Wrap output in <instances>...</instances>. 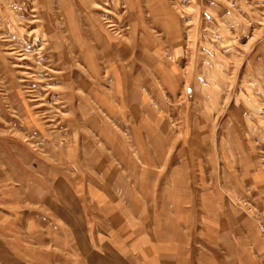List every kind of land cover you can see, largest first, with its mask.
<instances>
[{
	"label": "rangeland",
	"instance_id": "rangeland-1",
	"mask_svg": "<svg viewBox=\"0 0 264 264\" xmlns=\"http://www.w3.org/2000/svg\"><path fill=\"white\" fill-rule=\"evenodd\" d=\"M209 183L264 247V0H0V264H202Z\"/></svg>",
	"mask_w": 264,
	"mask_h": 264
},
{
	"label": "crops",
	"instance_id": "crops-1",
	"mask_svg": "<svg viewBox=\"0 0 264 264\" xmlns=\"http://www.w3.org/2000/svg\"><path fill=\"white\" fill-rule=\"evenodd\" d=\"M143 118L138 116V121L142 125L145 124V119ZM154 119V116L151 117L148 115V120L150 122L154 121ZM150 122H148V124ZM188 182L189 181L187 180L186 173H184L182 166H176V170L174 172L172 171L171 177L165 180V184L162 186V188L165 190H175V194L181 193L183 197H185L186 190L190 188V184H188ZM208 188H211V192L209 191V194H207L205 198L201 199L203 209L199 208L200 213L197 214L194 208L193 214L190 212L189 208H178V213L174 210V214H177V217L179 218V222L177 221L178 218L175 219V221H177V224L175 225L179 227V230L181 227L184 229L187 227V225L191 227L193 224L192 235H196L195 232L197 228L194 226V224L197 223V221L200 222V227L202 229L200 234H202L203 237H207L208 250H198L199 261H201L202 264H264V247L259 245V240L257 239L256 233L252 226H250L246 220L241 221L240 218H236L233 211H231L226 204L221 202L222 197L220 196V192H218L216 189L215 184L212 185L209 183ZM261 193L262 196L260 197L261 200L259 205L264 211V191H261ZM179 202L180 200L175 201L174 204L172 202L171 203L173 205H177ZM224 217L226 218L224 219ZM169 221V218H165L163 223L168 225L171 223ZM174 226H172V229ZM177 233L179 234L180 232ZM157 236L160 238V240L156 239L155 243L158 245L154 246L155 252L158 254L157 259L155 261L146 260L149 254L152 256L153 252L151 248H148V250H144V254L148 255L145 256L146 258L144 257L145 259L142 264H169L167 259H171L169 261H172L175 259V257L177 259H175L174 264H180L178 257L183 250V248L181 250V245L183 242L178 240V238L175 240V242L169 240V238L168 240H164V242L163 239H161V234ZM146 238H144V240L143 238L138 237V241L135 240L133 245L139 246V243L143 245L146 243ZM163 242L165 244H163ZM143 247L147 248L145 245ZM173 252L176 254L175 257L169 255V253Z\"/></svg>",
	"mask_w": 264,
	"mask_h": 264
},
{
	"label": "built area",
	"instance_id": "built-area-1",
	"mask_svg": "<svg viewBox=\"0 0 264 264\" xmlns=\"http://www.w3.org/2000/svg\"><path fill=\"white\" fill-rule=\"evenodd\" d=\"M260 231H261L262 233H264V220L262 221V224H261V226H260Z\"/></svg>",
	"mask_w": 264,
	"mask_h": 264
}]
</instances>
